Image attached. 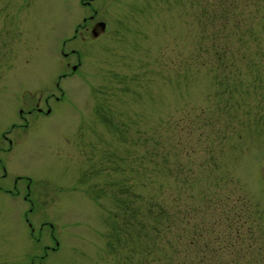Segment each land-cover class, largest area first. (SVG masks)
<instances>
[{"label":"rangeland","instance_id":"374dc122","mask_svg":"<svg viewBox=\"0 0 264 264\" xmlns=\"http://www.w3.org/2000/svg\"><path fill=\"white\" fill-rule=\"evenodd\" d=\"M78 1L0 0V264H264V0Z\"/></svg>","mask_w":264,"mask_h":264},{"label":"flooded vegetation","instance_id":"af4514ba","mask_svg":"<svg viewBox=\"0 0 264 264\" xmlns=\"http://www.w3.org/2000/svg\"><path fill=\"white\" fill-rule=\"evenodd\" d=\"M62 1H65V0H62ZM66 1L69 2V1H73V0H66ZM99 1L100 0H79L78 1L79 5L82 4L83 7L90 8L91 9V13H90V15L84 17L82 22L80 24H78V26H77V28L75 30L76 34H75L74 38L77 36V34H81L84 30L89 32V29H90L92 37L94 39L101 38V36L104 33L107 32V28H108L107 22L102 20V19H100V18H98L99 10L97 9L96 3H99ZM103 21L106 22V25L101 24V22H103ZM81 39L85 40V36H82V34H81ZM67 41H68V39L67 40L65 39L62 42L63 46L66 45ZM71 51H72V53L66 52L65 50H61L60 55L63 54L62 56H64L65 58H70L69 57L70 54H73V55L75 54L78 62H77V64H74V63L72 64L71 60L67 61L66 67H64V69L62 70V73L59 75V79L66 78L67 76H69L68 72H64L65 69H71L72 71L75 72V71H77L78 67L81 66V64H82L81 54H80L79 50L76 51V50L72 49ZM57 86L58 87L60 86L59 83L57 84ZM59 89H60V87H59ZM52 94H54V93H51V96H52ZM50 99H51V97H48V96L45 98V102L44 103L49 107L47 109L46 114L50 113V111H51L50 105H49L50 104ZM39 105H40V100L35 104V106L33 105L32 107H29L26 110L27 113H29V115H31L35 111H37L39 113L44 112L43 109ZM24 113H23V111H21V117H22V120L25 121V123L17 124L16 125L17 127H21V126L27 127V125H28L27 116H25ZM14 127L15 126L13 125L12 128H14ZM11 129L6 130V132L4 133L5 138H7L8 140H10V139H9V137H8V135L6 133L11 132ZM10 143H11V140H10ZM0 165H1V170H2V173H0V181H2V178H5L8 175V173H7V170H6V167H5L4 163H0ZM2 188L3 187L0 184V189H2ZM28 188H29V186H28ZM14 189H16V190H14ZM14 189L8 188L6 191L10 192L11 195H13V196L18 195L20 190L17 189L16 185L14 186ZM25 199H28V197L25 198Z\"/></svg>","mask_w":264,"mask_h":264},{"label":"trees","instance_id":"16d2710c","mask_svg":"<svg viewBox=\"0 0 264 264\" xmlns=\"http://www.w3.org/2000/svg\"><path fill=\"white\" fill-rule=\"evenodd\" d=\"M229 245V244H228ZM205 249H207V251L209 253H212V254H215L217 252V249L216 248H211L209 244H207L205 246ZM206 252V251H205ZM205 260L204 259H200L199 262L200 263H203ZM186 264V261L184 259H178V261H174L172 264ZM220 264V263H219ZM222 264V263H221ZM223 264H228V263H223Z\"/></svg>","mask_w":264,"mask_h":264},{"label":"water","instance_id":"95a60500","mask_svg":"<svg viewBox=\"0 0 264 264\" xmlns=\"http://www.w3.org/2000/svg\"><path fill=\"white\" fill-rule=\"evenodd\" d=\"M101 24H104V23H101ZM76 68V67H75Z\"/></svg>","mask_w":264,"mask_h":264}]
</instances>
